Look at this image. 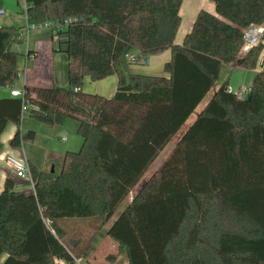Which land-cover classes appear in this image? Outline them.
Instances as JSON below:
<instances>
[{
    "label": "trees",
    "instance_id": "1",
    "mask_svg": "<svg viewBox=\"0 0 264 264\" xmlns=\"http://www.w3.org/2000/svg\"><path fill=\"white\" fill-rule=\"evenodd\" d=\"M212 1L215 14L200 10L176 45L182 0H24L27 25L59 23L54 49L68 59L66 88L23 86L28 116L46 127L74 120L82 145L64 153L56 172L28 161L33 192L5 179L0 264H75L86 244L67 246L63 220L105 225L222 69L235 61L255 68L264 31L238 55L244 32L264 27V0ZM23 32L0 26V87L19 78L23 54L15 45ZM165 50L168 77L128 72L127 53ZM110 75L118 78L111 97L83 91L85 76ZM249 86L247 102L220 85L109 227L128 264H264V69ZM22 106L20 98L0 99V137L16 125L9 144L18 149Z\"/></svg>",
    "mask_w": 264,
    "mask_h": 264
},
{
    "label": "rangeland",
    "instance_id": "2",
    "mask_svg": "<svg viewBox=\"0 0 264 264\" xmlns=\"http://www.w3.org/2000/svg\"><path fill=\"white\" fill-rule=\"evenodd\" d=\"M18 2L19 3H17L16 0H4L0 4L4 12V14L0 16V21H5L13 27H17L20 25V23H22V25L25 24V15L22 12V9L24 8V0H18ZM24 38L25 35L24 37H21V40H24ZM23 45L25 46V44ZM58 45L59 43L57 41L54 45V48L58 47ZM31 54L32 52L28 53V55ZM240 55L241 53L238 55V57H240ZM263 56L264 44L254 69L248 70L246 72L240 71L239 73L234 74L231 73L232 71L228 69V66H225L220 73L218 82L221 84L224 81H229L231 87L234 90L246 88L248 85H250L256 72L260 71L258 61ZM40 58L41 61H34L32 66H28L25 74V83L40 84L47 81V78L52 76L54 81H56L55 85L61 88H66L68 85V59L66 54L64 52L49 51L48 54L41 52ZM28 59L30 60V57ZM130 65L136 66L134 68L139 69L147 67L146 64ZM139 73L145 74L146 72ZM152 75L160 76L163 74ZM106 78L92 81L88 76H85L82 80L83 91L87 93L100 94L105 97H111L114 93L111 90V86L105 87V89L99 87L102 83L107 82ZM15 86L19 87L20 84L17 82ZM97 91L106 92L102 94L101 92ZM212 93L213 89L208 94ZM75 128L76 122L72 119L67 120L66 123L60 127H46L36 120L30 118L28 115L23 116L19 130L22 140V149L26 158L45 171H50L51 168H53V172H56L61 165V160L64 153L66 151H78L82 145V139L75 133ZM29 131L34 133L32 140L27 139V134ZM176 139L177 135L166 145L164 150L159 153L158 157L145 172L139 183L130 192L125 201L105 225L99 227L98 222L90 218H74L63 220L62 226L67 233L64 237V242L67 244V246L72 251H76L77 248H75V245L81 246L86 244L83 253L77 258L75 264H91L90 262L93 264H109L106 257L110 254H114V256L117 257L115 264H127L125 254L118 249L117 244L107 235V231L115 219L123 211L126 204L131 200L136 191L160 167L164 159L174 147ZM15 181L18 183L20 179H15ZM27 187L28 185L22 186L23 189H26ZM88 260L90 262H88Z\"/></svg>",
    "mask_w": 264,
    "mask_h": 264
},
{
    "label": "crops",
    "instance_id": "3",
    "mask_svg": "<svg viewBox=\"0 0 264 264\" xmlns=\"http://www.w3.org/2000/svg\"><path fill=\"white\" fill-rule=\"evenodd\" d=\"M16 2L19 3L18 1H16ZM0 8H1V6H0ZM200 10H205L211 14H215V5H214L212 0H182L180 8H179L180 25H179V28L177 30V33H176L175 39H174V43L176 45L182 44L184 36L187 33H189V31L191 30L192 25L196 19V16ZM0 26L13 27L12 25L6 23L5 21H0ZM25 26H26V18H25V24L22 25V23H20V25H18L17 27H24V30H25ZM17 27H15V28H17ZM256 28H257L256 26H251L249 29H256ZM23 37H24V34H23ZM57 41H59L58 37L53 35L50 31L38 30V31L28 32V34L25 36L24 40L22 39L21 42H19L17 45H15V46H18L20 53H24L23 54L24 56L21 57L22 61H20L21 73L19 74L18 80L15 82V84L18 82L20 84V86L16 87L14 84L12 87H0V99L10 98L11 97V95H10V89L11 88H21L26 84L25 83V74H26V70L28 69V66H32L34 61H39V60L41 61V58H40L41 52L44 54H48L49 51L57 52L54 49V45ZM23 42H25V43H23ZM23 44H25V46ZM242 51L243 52H241L240 56H242V54H244L246 52V50H244V49H242ZM29 52H32V54L28 55ZM134 52H136V51H134ZM29 57H30V60L28 59ZM35 57H37V58H35ZM147 59H148V63L146 64L147 67H143L140 69L134 68L136 66H133V65H130L127 63L128 64V72L131 74H140V75H149V76H158V75H152V74H163L160 76L168 77V74H166L164 72V65L167 62H169L171 59V51L170 50H165L159 54L149 56V57H147ZM227 66L229 67L228 69H230L232 71L231 73H234V74H237L240 71H243V72L248 71V70H243V69L239 68L238 61H235V62H233ZM139 72H146V73L142 74ZM106 81L107 82L102 83L99 87L102 89H105V87L111 86L112 92L115 93V90L117 88V83H118L117 76L116 75H110L106 78ZM223 83H227L228 87L232 88L229 81H224ZM223 83H221V84H223ZM52 84H56V81H54L52 76H50V78H47V81H45L43 83H40V84L31 83L28 85L49 87ZM221 84L217 80V82L215 83V85L212 88L213 93L220 87ZM97 92H101L102 94H104V92H106V91H97ZM208 93L205 95V97L203 98L201 103L197 106V108L194 110V112L189 116V118L186 120V122L183 124V126L179 129V131L170 139V141H171L177 135V139L175 140L174 147H175L176 143L178 142V140L180 139L181 135L193 123V121L196 119V117L201 112L203 107L206 105V103L212 97L213 93L212 94H208ZM15 131H16V125L9 124L0 137V140L2 143V149L0 151V191L3 188V184H4L5 179L11 175L10 166L4 160L5 156L7 154H10V155H13L15 157H18L19 153H20L18 148H13L9 144V142H10L11 138L13 137ZM171 151L169 152V154L171 153ZM28 161H30V160H28ZM30 163H32V161H30ZM32 164H34V163H32ZM18 185H20L22 187V186H25L27 184L20 180L18 182ZM24 191H25V193H30L29 187L24 189ZM78 247H79L78 245H75V248H78ZM110 255H114V254H110ZM110 255H108L106 257V259L108 260L109 264H115L117 261V257H116V259L109 260L108 257ZM1 261H2V259L0 260V262ZM88 262H90V261L88 260ZM90 263L93 264L92 262H90ZM127 264H128V262H127Z\"/></svg>",
    "mask_w": 264,
    "mask_h": 264
},
{
    "label": "built area",
    "instance_id": "4",
    "mask_svg": "<svg viewBox=\"0 0 264 264\" xmlns=\"http://www.w3.org/2000/svg\"><path fill=\"white\" fill-rule=\"evenodd\" d=\"M25 8V4H24ZM4 12L2 8H0V16L3 15ZM66 23V22H64ZM59 27V23L55 21L45 22L43 24L39 25H27L25 26L24 35L26 36L28 32L30 31H38V30H47L50 31L52 34H54V31ZM264 31V27H257L256 29H248L244 32V50H248L252 47H255L259 44L261 34ZM56 36V35H55ZM16 49L19 51L18 46H16ZM126 61L128 64H147L148 59L142 55H140L138 52H129L125 55ZM258 64L260 66V71L264 69V56L261 57L258 61ZM250 86H247L246 88H240L237 90H234L230 87L227 88L228 93L234 94V96L238 100H245L249 94ZM10 95L14 98H20L22 100L23 106H22V116L28 115V105L27 100L25 99V91L24 88H11L10 89ZM19 156L15 157L13 155L7 154L4 158L5 162L9 164L11 169V175L9 176L12 179H20L21 181L25 182L30 192H33V181L31 178L28 160L25 156V153L23 149H19ZM59 264H62L59 262Z\"/></svg>",
    "mask_w": 264,
    "mask_h": 264
},
{
    "label": "water",
    "instance_id": "5",
    "mask_svg": "<svg viewBox=\"0 0 264 264\" xmlns=\"http://www.w3.org/2000/svg\"><path fill=\"white\" fill-rule=\"evenodd\" d=\"M250 100V97L249 96H247V98L245 99V101H249ZM50 172L52 173L53 172V168H51V170H50Z\"/></svg>",
    "mask_w": 264,
    "mask_h": 264
}]
</instances>
